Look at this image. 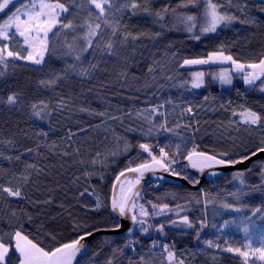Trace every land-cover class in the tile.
<instances>
[{"label":"snow or ice","instance_id":"obj_1","mask_svg":"<svg viewBox=\"0 0 264 264\" xmlns=\"http://www.w3.org/2000/svg\"><path fill=\"white\" fill-rule=\"evenodd\" d=\"M146 24L158 30L143 27ZM236 25L246 29L264 28V0H176L175 5L171 0L163 4H158L157 0H20L19 6L17 0H0V112L5 115L19 113L30 121L49 124V130H45L35 123L28 128L17 123V131L10 132L7 137L0 133V203L8 201L7 210L0 208V225H4L0 226V264H81L85 258L87 264H200V256L205 257L204 264H220L223 253L233 254L240 264H264V201L256 206L245 202V198L254 193L264 195V159L253 161V157L264 154V111L245 104L237 107H233L231 101L227 106L221 104V108L231 112L229 124L235 126L237 134L241 131L250 136L252 133L259 134L258 142L245 146L241 153L201 150L199 145L187 138V135L198 132V128L189 123L170 122L169 117L173 113L166 110V105H173L171 99L122 115H109L106 110L96 111L81 106L80 112L102 118L101 124L95 127L104 125L105 131L110 128L109 120L123 124L124 118L128 117L147 124L146 130L143 124L140 128L144 137L168 133L177 139L174 142L169 138L164 146L139 143V149L147 154V158L135 166L129 160L115 176L110 193L105 197L97 186L91 184V180L95 177L103 181L102 169L109 166L110 158L127 154L133 147L112 129L117 145L115 150H97L87 158L81 155L79 147L73 148L71 153L67 150L62 153L64 156L75 155L78 158L76 162L81 166L80 175L72 180L77 185V194L73 197L75 203L62 201L58 205L62 212L56 215H51L45 207L37 212L36 217L28 208L11 207L12 202L27 201L32 208L54 203L52 195L43 200L29 197L27 188L35 183L33 175L38 176L43 169L29 162L27 157L39 155V150L45 146L43 139L52 130L50 118L53 113L62 114L71 110V94L65 97L56 93V89L71 88L77 79L90 80L97 72L107 73L110 62L119 67L117 77L126 81L129 61L134 58L143 40L155 41L171 31L183 32L194 41H201L203 37L225 29H232L239 35L240 29ZM250 35L254 36L255 32ZM172 47L168 45L169 50ZM226 51L227 46L221 43L206 56L183 59L179 64L181 68L225 64L228 67H221L218 72L194 71L190 80L184 81L180 87L190 84V89L203 88L206 76L221 86L232 87L234 78L239 77L246 90L264 94V52L258 59L242 62L232 54H226ZM172 55L175 57L176 54ZM153 64H160V61L154 59ZM160 67L163 69L164 65ZM21 70L37 72L40 76L35 81L29 77L28 83L21 84L17 75ZM155 71L152 65L148 66L149 73ZM30 86L31 93L28 91ZM44 91L55 93L57 98L54 101L51 98H31ZM204 100L208 101L209 97L205 96ZM176 107L179 105H174L173 111ZM193 114V107L188 106L182 108L179 115L182 120L184 116ZM33 127L34 132L30 131ZM179 129L187 130V134ZM127 131L137 129L129 125ZM76 134L69 129L67 139L71 141ZM228 138L232 139L233 149L238 147L231 133ZM29 142L34 147L29 146ZM189 143H192L190 148L187 147ZM121 144L122 149L119 147ZM55 146L53 141L51 148ZM247 161H253L251 167L236 169L231 175L230 183L238 184L233 191L222 189L212 195L201 188L197 194L188 193L183 204L170 205L149 200L146 206L140 202L143 196L138 186L145 173H167L195 187L205 177L210 180L223 175L215 169L235 168ZM3 162L10 167L5 168ZM17 164L22 167L17 168ZM251 174L258 178L257 183H250L248 177ZM81 176L87 182L82 190L79 188ZM155 178L165 179L163 175ZM169 195L173 201L180 199L176 192ZM86 196L93 198L91 204L84 203ZM191 204L202 205L204 211L199 218L188 214V205ZM77 205L84 213L83 218L74 214ZM210 208L213 220L225 213L238 214L224 219L219 225L212 224L219 233L215 239L201 236L209 226ZM65 213L75 234L70 240L64 241L57 230L47 229L44 222H40L34 232L26 228V225L35 224L40 215L57 221ZM105 214L111 223L96 219ZM125 221L128 222L127 228ZM166 229L180 237L191 232L196 241L195 249H178L175 236L170 239ZM225 229L241 233L243 242L238 245L230 243V239L224 236ZM97 233L101 235L94 244H90L89 238L96 237ZM222 238L223 243L220 242ZM145 241L148 243L145 244Z\"/></svg>","mask_w":264,"mask_h":264},{"label":"trees","instance_id":"obj_2","mask_svg":"<svg viewBox=\"0 0 264 264\" xmlns=\"http://www.w3.org/2000/svg\"><path fill=\"white\" fill-rule=\"evenodd\" d=\"M19 2L20 0H17V6H19ZM165 2L167 0H157L158 4ZM171 3L175 5L176 0H171ZM254 14L259 15V13ZM143 27H152L153 30H158L155 26L149 24L143 25ZM235 27L240 29L239 35L232 29H225L219 31L217 34L203 37L201 41L190 40L183 32H166L158 40H143L140 42L141 46L137 48L134 58L129 61V75L126 81L117 77L116 72L119 70V67L110 62L107 66V73L97 72L90 80L77 79L71 85V88L62 87L56 89V93L65 97L71 94L72 99L69 101L72 105L71 110H66L62 114L53 113L50 118L52 130L49 131V136L43 139L45 146L39 150V155L27 157L29 162L35 163L38 168L43 169L38 176L33 175L35 183L30 184L27 188L29 197L43 200L52 195L54 203L50 206L41 205L39 208H32L28 205L27 201L12 202L11 207L28 208L33 216L36 217L37 212L45 207H47V211L51 215H56L62 212V209L58 207L62 201L66 204L75 203L73 197L77 194V185L73 184L72 180L75 176L80 175L81 166L76 162L78 158L75 155L64 156L62 153L65 150L71 153L73 148L79 147L81 155L87 158L97 150L102 152H107L108 149L115 150L117 145L113 139L112 129L115 130L116 135L126 138L133 147L127 154L110 158L109 166L106 169H102L105 176L103 181L95 177L91 180V184L97 186L98 190L105 197L110 193L115 176L125 168L129 160H132L133 166H135L136 163L147 158V154L142 153V150L139 149V143L164 146L168 144L169 138L174 142L177 139L168 133L144 137L140 134V128L143 124V128L146 130L147 124L128 117L124 118L123 124H120L118 121L109 120L108 125L110 128L108 131H105L106 126L104 125L100 128L95 127L101 124L102 118L80 112L79 108L81 106L95 109L96 111L106 110L109 115H122L129 111L134 113L137 110H142L171 99L173 105H166V110L173 113L169 117L170 122L172 124L177 122L189 123L194 128H198V132H195L194 135H187V138L196 145H199L201 150H229L241 153L245 146L250 147L253 142H258V133H252L251 136L243 131L239 134L236 133L235 126L229 124L231 112L221 108V104L227 106L228 102L231 101L233 107L245 104L258 111H264V107L261 106L264 105V94L258 91L246 90L239 77L234 78L232 87H220L216 81H212L210 76H206V86L203 88L190 89V84L180 87L184 81L190 80L191 73L194 71L203 70L207 72V70H212L210 72H216L221 67H224H179L183 59L206 56L208 52L216 50L221 43L227 46V54H232L234 58L240 59L242 62L259 58L260 53L264 52V28L246 29L240 25H236ZM251 32H255V35H250ZM169 44L173 45L170 50L168 49ZM166 51L167 55H165ZM173 53L176 54L175 57H173ZM154 59L159 60L160 64H153ZM149 65H152L156 69L154 73L148 72ZM160 65H164L163 69H161ZM102 67L104 66L102 65ZM17 75L19 82L24 84L29 82V77H31L32 81H35L39 78L40 73L21 70L18 71ZM168 76L173 78L167 79ZM88 89H91V91L89 92ZM28 91L32 92L31 86ZM205 96L209 97L208 101L204 100ZM31 98H51L54 101L57 97L53 92L44 91L41 94L31 96ZM257 101L260 103H257ZM176 104L179 107H176L173 111V107ZM188 106L193 107L194 114L193 116H184L181 120L179 115L180 110ZM233 119L237 118L234 117ZM17 123L20 127L24 128H28L29 125L35 123L36 126L49 130V124L46 122L30 121L26 116H22L19 113L5 115L3 112H0V133L5 137L10 135V132L17 131L15 126ZM129 125L136 128L137 131H127ZM82 128L87 129V131H80ZM69 129L77 133L71 141L67 139ZM30 131L34 132L35 127L31 128ZM178 131L187 134V130L185 129H179ZM229 133H231L232 138L235 139V143L238 146L234 149L232 139L228 138ZM105 136L108 137L107 140H105ZM53 141L56 144L55 148H51ZM29 146L34 147V144L29 142ZM119 147L122 149L123 144L119 145ZM187 147H192V143H189ZM154 151H158V148H154ZM252 163H250L248 168L251 167ZM3 165L5 168L10 167L7 162H3ZM16 167L20 168L22 165L17 164ZM233 172L209 182H204L199 189L204 188L212 195H215L217 191H221L222 189L224 191H233L238 187L236 182L230 183ZM248 179L250 183L258 182V178L254 174L249 175ZM86 183L81 176L80 190H82ZM181 185L182 187H178V184L153 181L144 186L142 191L143 200L140 202L145 203L146 206H148L146 202L149 200L159 203H169L170 205H174L175 203L183 204L186 202L188 193L197 194L199 192L198 188L193 189L189 185ZM171 192L178 193L180 199L173 201L171 195H169ZM65 194H67V199H65ZM157 197L160 198L159 201H157ZM83 199L85 204H91L93 198L86 196ZM262 201H264V195L259 193H254L250 197L245 198V202L253 206L260 205ZM188 207L190 208L188 214L193 218H199L204 211L202 205L191 204ZM0 208L7 210L8 201L0 203ZM74 214L83 218L84 213L80 210L79 205L76 206ZM89 215L91 214L89 213ZM233 215L238 214L225 213L223 217H217L213 220L210 208L208 213L209 226L201 233L202 238L215 239L219 233L212 227V224L216 223L219 225L224 219H228ZM106 216L107 214L104 217H96V219L111 223L110 220L106 219ZM40 222H44L46 228L49 230H57L58 236L64 241L70 240L75 236L70 227V218L67 217L66 213L62 218H58L57 221H50L49 217L40 215L37 217L35 224L31 226L26 225L27 230L34 232ZM167 231H169L170 239L175 236L178 242V249L181 247L195 249L196 241L191 232L187 236L180 237L176 236L174 231ZM100 235L95 237L90 244H94ZM153 236H155V233H153ZM224 236L228 237L230 243L233 245L243 242L242 235L235 232L234 229H226ZM117 238H119V234H117ZM220 242L223 243V238ZM147 243L148 241H145V244ZM89 255H91V252H89ZM198 260L200 264H204L205 257L200 256ZM81 264H87V258L81 260ZM220 264H240V260L234 258L231 253H223L220 257Z\"/></svg>","mask_w":264,"mask_h":264},{"label":"water","instance_id":"obj_3","mask_svg":"<svg viewBox=\"0 0 264 264\" xmlns=\"http://www.w3.org/2000/svg\"><path fill=\"white\" fill-rule=\"evenodd\" d=\"M259 159H264V154H261L260 156H257V157H253V161L259 160ZM253 161H247L244 164L236 165L235 168H218V169H215V171L221 172L223 175H221L220 177H222V176H224V175H226L228 173H231L233 171H236V169H246V168H248V166H250V163H252ZM183 163H186V162L183 161ZM192 171L194 172V170H192ZM128 175L134 176V174H128ZM159 175H163L165 177V179L162 180V181L161 180H157L155 177L156 176H159ZM216 178H218V177H212L210 180H213V179H216ZM210 180H209L208 177H205V178L202 179L201 184H203L204 182H207V181L209 182ZM153 181H160V182L169 183V184H178V185L179 184L180 185L181 184H184V185H189V184H187V182L181 181V180H179L178 178H175V177H171L167 173H159L158 172L155 175L153 173H145L144 179L141 181V185L138 186L140 188V190H141V193L143 191L144 186L146 184L152 183ZM201 184L200 185H196L195 187H193L191 185H189V186L192 187L193 189H197V188L199 189V187L201 186ZM124 223H125V228H127L128 222L125 221ZM109 234H111V233H109ZM98 235H100V233H97L96 237ZM94 238L95 237H90L89 238V243H91L92 240H94Z\"/></svg>","mask_w":264,"mask_h":264},{"label":"rangeland","instance_id":"obj_4","mask_svg":"<svg viewBox=\"0 0 264 264\" xmlns=\"http://www.w3.org/2000/svg\"><path fill=\"white\" fill-rule=\"evenodd\" d=\"M227 54V53H226ZM212 66H224V67H228V65L227 64H225V65H212ZM185 67H209L208 65H193V66H185ZM220 70V69H219ZM218 70V71H219ZM210 71H212V70H207V72H210ZM218 71H216V72H218ZM209 77V76H208ZM239 80H241L240 78H239ZM242 81V80H241ZM214 82V81H213ZM217 84H218V86H220V87H226V86H221L218 82H216ZM242 84H243V82H242ZM243 86L245 87V85L243 84ZM246 88V87H245ZM238 119V118H237ZM228 230H231V229H228ZM225 232H226V229H225ZM241 234V233H240ZM242 235V234H241Z\"/></svg>","mask_w":264,"mask_h":264}]
</instances>
